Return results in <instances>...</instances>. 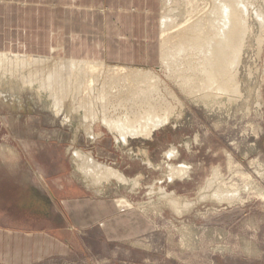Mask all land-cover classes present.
Masks as SVG:
<instances>
[{
	"label": "rangeland",
	"instance_id": "rangeland-1",
	"mask_svg": "<svg viewBox=\"0 0 264 264\" xmlns=\"http://www.w3.org/2000/svg\"><path fill=\"white\" fill-rule=\"evenodd\" d=\"M165 1L179 8V24L207 2L193 0L190 6L188 0ZM165 8L162 0L161 16ZM250 24L242 42H236L243 48L237 95L205 103L201 93L184 90L174 71L188 67L198 55L194 51L172 69L160 59L142 66L159 77L153 80L159 89L153 98L163 103L167 111L162 113H172L150 135L128 142L99 121L102 107L86 108L84 91L83 97L68 95L59 107L38 82L24 85L20 76L29 74L27 68H0V156L17 149L26 161L63 181L62 190H54L70 203L67 253L33 264H264L263 196L253 193L243 202L219 203L206 188L218 169L226 178L237 171L248 174L264 192V26L256 19ZM116 68H104L100 77H116ZM126 83L132 84L131 79ZM115 100L109 98L108 117L122 111ZM174 147L176 156L166 155ZM76 151L125 180L86 175ZM179 163L190 169L172 180L170 170ZM159 187L170 195L165 197Z\"/></svg>",
	"mask_w": 264,
	"mask_h": 264
},
{
	"label": "bare ground",
	"instance_id": "bare-ground-1",
	"mask_svg": "<svg viewBox=\"0 0 264 264\" xmlns=\"http://www.w3.org/2000/svg\"><path fill=\"white\" fill-rule=\"evenodd\" d=\"M186 2L190 6L194 4L193 0ZM164 3L166 8L160 21L161 54L159 59L168 69H172L176 65L175 62L184 58L188 52L194 51L198 54L195 60L193 56L191 61H186L188 67L180 69V65L179 68L177 67V71H174L184 90L191 94L201 93L205 103L216 101L218 98L222 99L229 94H239V83L236 76L243 48L241 43L238 45L236 42H242L251 27L250 20L256 19L261 23V26H264V11L262 9L264 0H207L204 8L200 10L201 12H194L189 18V15H185L186 22L180 24L178 23L179 8L177 6L168 7L165 0ZM182 27L186 28L177 33L178 29ZM112 64L114 68L117 67L115 69L117 76L110 77L108 74L107 76L110 78L107 76L101 78L102 70ZM16 66L27 68L29 71V74L25 72L28 74L25 77L19 75L22 77L23 80L19 78L24 81V85L38 82L40 88L49 89L53 95L50 97L55 98L59 107L62 106V101L67 99L68 95H74L77 98L81 97L83 95L81 92L84 91V95L88 94L87 99L91 97L95 102L93 105L85 98L86 95L82 96L87 101L84 103L87 109L92 111L98 105L103 108L102 117L101 115H99L100 118L96 117L95 112L94 118H99V121L102 119L105 127L113 132L115 137H119L125 142H128L131 137L150 135L155 128L168 121L167 114L169 112L164 115L165 113L162 112L166 109H163V103L156 100V97L153 98V94L159 90L154 87L153 80L155 78L157 81L159 77L156 78L152 68L67 58L60 55H29L0 51L1 69L15 68ZM112 73L111 75H113ZM128 79H131L132 84L126 83ZM113 96L114 100L118 98L119 104H114L116 109L123 111L119 112L117 116L115 115V118L108 117L106 112L109 98ZM115 101L117 102V100ZM176 150V147L171 148L166 152V155L176 156L178 152ZM75 155L81 160L80 169L86 175L93 176L94 179L100 176L105 179L116 177L125 180V176L94 160L91 155L88 156L79 151H76ZM189 169L185 163H179L171 168L169 177L172 180L176 177H184ZM242 174H238L237 171L230 178H226L218 169H215L211 180L206 184V188L211 191L209 196L219 203L228 202L231 204L234 201L243 202L244 197L249 198V194L253 193L262 195L263 199L264 192L256 184L257 182L252 181L250 175L243 172ZM238 179L242 180L241 184L237 181ZM159 190L161 193L164 191L165 197L170 195L166 194L163 187H159ZM249 190H254V192L250 193ZM169 201L175 208L178 207L173 196H170Z\"/></svg>",
	"mask_w": 264,
	"mask_h": 264
},
{
	"label": "crops",
	"instance_id": "crops-1",
	"mask_svg": "<svg viewBox=\"0 0 264 264\" xmlns=\"http://www.w3.org/2000/svg\"><path fill=\"white\" fill-rule=\"evenodd\" d=\"M161 11L162 0H0V51L146 66L160 58ZM62 183L17 149L0 156V264L67 253Z\"/></svg>",
	"mask_w": 264,
	"mask_h": 264
}]
</instances>
